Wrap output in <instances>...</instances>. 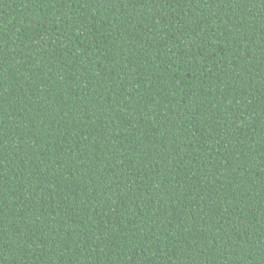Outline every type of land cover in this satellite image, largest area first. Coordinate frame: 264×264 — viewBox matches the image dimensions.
Wrapping results in <instances>:
<instances>
[{"label": "trees", "instance_id": "1", "mask_svg": "<svg viewBox=\"0 0 264 264\" xmlns=\"http://www.w3.org/2000/svg\"><path fill=\"white\" fill-rule=\"evenodd\" d=\"M0 264H264V0H0Z\"/></svg>", "mask_w": 264, "mask_h": 264}]
</instances>
